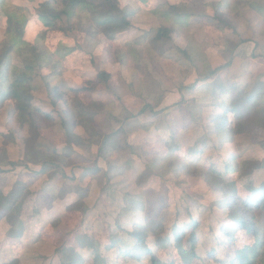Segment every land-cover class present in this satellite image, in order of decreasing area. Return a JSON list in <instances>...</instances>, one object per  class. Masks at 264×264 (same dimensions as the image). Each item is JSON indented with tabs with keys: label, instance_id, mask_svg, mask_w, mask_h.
<instances>
[{
	"label": "rangeland",
	"instance_id": "374dc122",
	"mask_svg": "<svg viewBox=\"0 0 264 264\" xmlns=\"http://www.w3.org/2000/svg\"><path fill=\"white\" fill-rule=\"evenodd\" d=\"M257 1L264 4V0ZM119 3L120 13L134 20L128 31L118 33L114 28L113 36L107 33L109 28L97 26L91 12L83 9L74 11L72 20L63 17L56 27L45 26L36 16L37 9L33 13L29 10L25 31L26 40L38 41L50 55L39 62L33 74L35 103L51 110L54 98L65 95L67 104L59 103L55 108L58 112L63 106L68 109L71 88L91 87L79 92L78 98L85 105L94 100L104 102L102 108L97 107V111L103 110L96 114V123L101 133L119 132L112 141H116L113 154L103 158L96 156L95 146L94 154L78 148L71 159L72 167L48 165L39 174L40 166L31 165L20 166L15 172L38 193L36 201L40 208L49 202L43 190L47 180L64 188L67 184L76 186L80 175L88 176L97 188V194L90 198L96 212L87 217L85 226L89 220L90 230L102 243L103 251H107L104 245L109 243L110 230L126 236L123 231L131 221L159 219L170 231L176 223H190L195 218L200 223L198 250L206 264H230L237 250L252 245L255 239L243 230L235 233L234 240L227 234L232 231L233 221L228 216V190L216 184L217 171H224L226 163L233 164L237 172L231 176L238 181L245 170L244 159L264 158V115L263 122H258L260 116L256 115L261 101L255 100L256 96L248 101L253 90L264 93V16L248 9L241 15L223 9L222 13L236 25L235 32L214 17L218 7L213 0ZM174 4L179 8L172 11L170 6ZM145 14L151 17L136 18ZM0 17L1 39L5 15L0 13ZM164 26L173 30L169 39L154 41L156 29ZM139 49L140 56L130 59ZM197 55L200 59L192 60ZM13 60L22 64L17 56ZM228 62V67L204 78L210 69ZM100 71L110 73L109 79H99ZM239 96L244 120L249 122L244 133L234 136L230 130L236 111L229 104ZM146 104L151 107L141 112ZM221 121L222 128L218 125ZM52 128L45 130L47 135L55 131ZM4 131L0 125V143ZM76 131L84 130L78 127ZM176 143L180 146L177 156L170 153ZM6 148L10 157H18L16 146L7 144ZM191 148L196 151L188 153ZM83 167L90 171L83 175ZM161 169L164 171L160 172ZM250 178L254 185H263L264 168ZM129 194L138 198L124 208L123 196L128 201ZM240 194L246 196L247 192L241 190ZM59 210L73 230L79 228L81 217L65 214L61 207ZM261 221L264 222L263 215ZM68 224L48 226L40 239L24 234L20 244L15 242L16 251L22 250V254L30 247L33 254L22 255L18 264H60L55 251L69 237ZM3 237L5 234L0 244ZM155 240L151 235L147 239L153 247ZM126 243L132 245L133 241L126 238ZM158 252L164 259L169 255L164 250ZM128 264L142 262L130 259Z\"/></svg>",
	"mask_w": 264,
	"mask_h": 264
},
{
	"label": "trees",
	"instance_id": "16d2710c",
	"mask_svg": "<svg viewBox=\"0 0 264 264\" xmlns=\"http://www.w3.org/2000/svg\"><path fill=\"white\" fill-rule=\"evenodd\" d=\"M213 5L218 7L214 17L220 23L233 28L235 32H237L236 25L229 16L223 14V9L237 11V15H241L243 10L248 9L264 16V4L257 0H213ZM0 8L1 14L5 15V32L0 39V125L5 130L2 134L3 142L0 143V238L2 239V235L5 234L0 244V264H18L22 255L33 254L30 247L22 254V250L16 251L15 242L20 244L24 234L36 235L40 239L42 231L48 226L57 227L61 223L68 224L63 215L61 216L56 210L57 205L64 208L65 214L73 213L81 217L79 228L73 230L74 228L72 229L68 224L71 227L69 237L55 251L60 264H87L89 260L92 264H128L130 259L142 264H195L196 261L206 264L198 250L200 223L195 218H191L190 223H176L170 231H167L164 222L159 219L145 222L141 221L142 219L131 221L129 228L125 227L123 231L126 236L119 234V231L110 230L109 243L104 245L107 251H103L102 243L90 230L89 220L85 226L87 217L96 212L90 198L97 194V188L90 183L92 180L90 181L88 176L80 175L76 186L67 184L64 188L53 180H47L43 190L49 196V202L40 208L36 201L38 193H35L31 184L23 181L15 172L18 167L40 166L39 174L44 173L48 165L72 167L71 159L76 149L83 148L94 154L93 146L97 147L96 156L104 158L113 154L116 141H112L116 139L119 132L101 133L99 131L96 114L103 109L97 111V107L102 108L104 102L94 100L91 104L85 105L78 98L79 92L91 87L71 88L73 95L68 109L63 106V109H58L60 110L58 112L55 108L59 103L65 105V95L54 98L51 110L35 103L33 74L39 62L47 60L50 55L47 49H42L38 41L32 43L26 40L25 31L29 18L23 7L12 5L7 0H0ZM178 8L177 4L170 6L172 11ZM80 9L86 10L87 13L91 12L97 26L109 28L107 33H111L112 36L114 28L118 33L128 31L134 20L120 13L122 9L119 0H46L37 7L36 16L45 26L56 27L57 22L63 17L66 20H72V13ZM143 17L151 16L137 15L136 18ZM1 27L0 25V29ZM172 31L165 26L156 29L154 41L169 39ZM93 32L97 34L96 31ZM140 50L129 58L134 60L136 55L140 56L142 53ZM13 56L19 57L22 64L14 63ZM192 58V60L200 59L198 55ZM122 63L128 64L125 61ZM229 65L230 62L214 70L210 69L204 78L212 77L220 69ZM109 77L110 73L106 71L98 73V78L101 80H107ZM253 96H256L255 100L261 101L256 115L260 116L258 122H263L264 93L259 89L253 90L248 96L249 102L252 101ZM241 101L242 97L239 96L229 104L230 108L236 111V121L230 130L234 136L244 133L249 122L248 119L244 120L246 116L242 113ZM150 107V104H146L141 112ZM42 123L55 127V131L51 130L52 134L47 135L45 130L54 128L43 127ZM218 125L222 128V121ZM78 127H82L84 131L77 132ZM175 138L173 135V140ZM7 144L18 148V157H10L6 148ZM179 147L176 143L175 150L170 153L177 156L176 150ZM196 148L198 150L199 147ZM196 148H191L188 153H194ZM170 165L173 166V164ZM242 165L245 170L243 171L240 165L239 172L241 170L243 172L241 171L242 178L238 181L231 176L232 173L237 172L233 164L226 163L224 171H217L219 180L216 184L228 190V216L233 221L232 231L227 234L230 235L231 240H234L235 233L243 230L255 239L252 245L247 244L238 249L230 260V264H264V222L261 221V215L264 216V183L256 186L250 178L256 170L264 168V158L244 159ZM89 171L87 167H83L82 174ZM162 171L164 169L160 172ZM160 175L164 176V173ZM241 190H245L247 195L242 196ZM129 196L128 201H125L126 197L123 196L124 208L127 206L129 208L138 198L131 194ZM150 235L156 238L154 241L156 247L147 241ZM126 238L131 239L133 244L126 243ZM162 250L169 254L166 259L159 255L158 251Z\"/></svg>",
	"mask_w": 264,
	"mask_h": 264
},
{
	"label": "crops",
	"instance_id": "0c3cea01",
	"mask_svg": "<svg viewBox=\"0 0 264 264\" xmlns=\"http://www.w3.org/2000/svg\"><path fill=\"white\" fill-rule=\"evenodd\" d=\"M45 1L46 0H20V1L19 0H7V2H9L12 5L23 7L25 9L26 16H28L27 13H29V10L33 13V11H35V9H37V7L40 5V3H43ZM0 11H1V8H0ZM16 154L18 156V148H17ZM12 158H16V156L12 157ZM60 207L62 208V210H64V208L61 205H57L56 210L58 212H60V210H59Z\"/></svg>",
	"mask_w": 264,
	"mask_h": 264
}]
</instances>
